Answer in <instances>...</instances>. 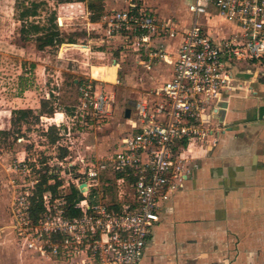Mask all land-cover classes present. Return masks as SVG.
<instances>
[{
    "label": "built area",
    "instance_id": "built-area-1",
    "mask_svg": "<svg viewBox=\"0 0 264 264\" xmlns=\"http://www.w3.org/2000/svg\"><path fill=\"white\" fill-rule=\"evenodd\" d=\"M100 1L95 24L102 35L118 40L122 50L149 52V60L140 61L147 68L162 57L172 63V75L136 100L133 131L115 151L67 164L58 194L45 188L35 200L33 186L13 191L12 238L38 264H140L162 205L189 174L185 151L194 143H215L224 128L216 111L221 94L235 88L236 66H264V0H188L187 28L160 17L145 0ZM211 9L236 31L209 35L199 20ZM167 40L176 42L173 61L155 43ZM100 82L86 76L78 83L74 114L91 120L112 115ZM71 185L76 196L69 201ZM110 187L113 198L107 197Z\"/></svg>",
    "mask_w": 264,
    "mask_h": 264
},
{
    "label": "rangeland",
    "instance_id": "rangeland-1",
    "mask_svg": "<svg viewBox=\"0 0 264 264\" xmlns=\"http://www.w3.org/2000/svg\"><path fill=\"white\" fill-rule=\"evenodd\" d=\"M145 2L160 17L189 26L186 0ZM101 13L100 0H0V264H38L12 238L13 191L33 186L35 200L45 188L58 194L67 164L83 156L98 160L115 151L133 131L124 118L125 108L133 107L142 92L160 86L170 74L172 63L157 57L151 65L160 62L166 67L152 78L150 69L140 63L149 60V52L122 50L118 40L103 36L95 24ZM217 23L216 30L233 31L230 24ZM52 27L63 43L40 47L43 41L38 38ZM173 42L167 51L170 61L175 58ZM100 67L111 69L101 74ZM86 76L105 81L99 87L109 98V118L91 120L74 114L78 83ZM52 179L55 183L49 184ZM69 187L67 194L76 196ZM99 188L106 189L103 184ZM114 196L110 187L107 197Z\"/></svg>",
    "mask_w": 264,
    "mask_h": 264
},
{
    "label": "crops",
    "instance_id": "crops-1",
    "mask_svg": "<svg viewBox=\"0 0 264 264\" xmlns=\"http://www.w3.org/2000/svg\"><path fill=\"white\" fill-rule=\"evenodd\" d=\"M217 20L230 24L216 12L200 18L209 35L221 38L226 33L216 30ZM230 26L227 33L235 32ZM171 41L155 43L168 51ZM162 66L150 64L152 78ZM235 75V88L221 94L216 111L224 128L215 143H194L185 151L189 174L162 205L140 264H264V66H236ZM133 107L124 116L129 124L137 117Z\"/></svg>",
    "mask_w": 264,
    "mask_h": 264
},
{
    "label": "trees",
    "instance_id": "trees-1",
    "mask_svg": "<svg viewBox=\"0 0 264 264\" xmlns=\"http://www.w3.org/2000/svg\"><path fill=\"white\" fill-rule=\"evenodd\" d=\"M55 27H56V24H55ZM59 35L60 34H59L58 30H53V27H52V30L51 31L45 33L44 35H42V36H40L38 38L40 41H43V43L41 44L40 47H44L46 45L63 43V40L59 37ZM57 185H58V183H56L54 186H57ZM41 192L42 191L39 190V193H41ZM75 193H76V191H75ZM74 196H75L74 194L72 196H69V201H71V199H73ZM33 212L35 214H37L39 212V206H38V208H35L33 210Z\"/></svg>",
    "mask_w": 264,
    "mask_h": 264
},
{
    "label": "bare ground",
    "instance_id": "bare-ground-1",
    "mask_svg": "<svg viewBox=\"0 0 264 264\" xmlns=\"http://www.w3.org/2000/svg\"><path fill=\"white\" fill-rule=\"evenodd\" d=\"M92 77L95 78L94 76H92ZM130 112H131V109H129V111H128V113H127V114H128L127 118H129V116H130ZM60 119H61V118H55L54 120L57 121V122H59Z\"/></svg>",
    "mask_w": 264,
    "mask_h": 264
},
{
    "label": "water",
    "instance_id": "water-1",
    "mask_svg": "<svg viewBox=\"0 0 264 264\" xmlns=\"http://www.w3.org/2000/svg\"><path fill=\"white\" fill-rule=\"evenodd\" d=\"M129 109H130V108H126V110H125V113H124V116H125V117H127V116H128V114H127V113H128V111H129Z\"/></svg>",
    "mask_w": 264,
    "mask_h": 264
}]
</instances>
